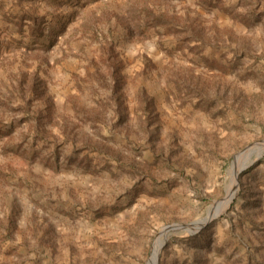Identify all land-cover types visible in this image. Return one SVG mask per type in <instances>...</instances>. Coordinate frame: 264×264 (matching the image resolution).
Returning a JSON list of instances; mask_svg holds the SVG:
<instances>
[{
  "label": "rangeland",
  "instance_id": "374dc122",
  "mask_svg": "<svg viewBox=\"0 0 264 264\" xmlns=\"http://www.w3.org/2000/svg\"><path fill=\"white\" fill-rule=\"evenodd\" d=\"M263 140L264 0H0V264H264Z\"/></svg>",
  "mask_w": 264,
  "mask_h": 264
},
{
  "label": "water",
  "instance_id": "95a60500",
  "mask_svg": "<svg viewBox=\"0 0 264 264\" xmlns=\"http://www.w3.org/2000/svg\"><path fill=\"white\" fill-rule=\"evenodd\" d=\"M263 146L264 145V140L261 141V142H258V143H255L253 144L252 146L248 147L246 150L240 152L236 157H235V161L238 160L240 158V156H244L245 155V152L248 151V156L247 157H251V155L254 153V147L255 146ZM247 157H243L244 158H247ZM262 156L258 157L257 160H259ZM255 161H253L250 165H244V160H241V161H238L237 163L241 166V170L239 172L242 173L244 170H246L247 168H249ZM238 177L239 175L236 176L237 180V184H236V187L238 186ZM236 193V191H235ZM215 206V204L213 205V207ZM214 209L212 208L209 213H208V216H207V219H201V220H198V221H195L193 223H189V224H174V225H169L167 227L164 228V232H169V231H175V232H179V231H187L189 233H193L195 231H199L201 230L204 226H206L209 222H211L214 218H216L214 216ZM205 220V221H204ZM158 260V259H157Z\"/></svg>",
  "mask_w": 264,
  "mask_h": 264
},
{
  "label": "bare ground",
  "instance_id": "6f19581e",
  "mask_svg": "<svg viewBox=\"0 0 264 264\" xmlns=\"http://www.w3.org/2000/svg\"><path fill=\"white\" fill-rule=\"evenodd\" d=\"M263 149H264V145L263 146L259 145V146L254 147L255 152L258 150H263ZM247 155H248V151L245 152L244 157H247ZM242 158H243V156L235 161L234 168H233V178H232L230 185L227 188L226 198L222 202L219 203L218 209L216 211L214 210L215 214H220L221 212H223L227 208V206L229 205V203L231 202L233 197L235 196V189H236V184H237L236 176L239 175V172L243 166V165L240 166L237 162L240 161ZM245 160H247V158H245ZM218 210H220V211L218 213H216ZM157 255H158V246H155L149 264H155L156 263Z\"/></svg>",
  "mask_w": 264,
  "mask_h": 264
}]
</instances>
